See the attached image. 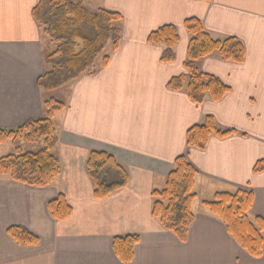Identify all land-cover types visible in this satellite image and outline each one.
Returning a JSON list of instances; mask_svg holds the SVG:
<instances>
[{
	"label": "crops",
	"instance_id": "crops-1",
	"mask_svg": "<svg viewBox=\"0 0 264 264\" xmlns=\"http://www.w3.org/2000/svg\"><path fill=\"white\" fill-rule=\"evenodd\" d=\"M38 1L0 0V129L42 118L45 99L64 102L65 110L53 119L59 141L52 153L61 174L51 186L35 188L0 173V264H123L113 242L125 236L139 238L130 264H264V251L260 258L249 255L204 205L218 193L249 190L251 215L264 220V172L253 173L264 160V0H83L90 13L122 15L121 45L107 67L48 94L38 79L52 45L33 17ZM190 18L217 38L240 39L246 48L243 64L218 57L198 63L231 89L221 102L200 107L186 91L167 87L188 74L184 23ZM165 25L177 27L180 36L169 64L161 61L163 48L148 43ZM206 116L237 134L212 137L203 151L188 147V130ZM92 151L113 155L129 173L128 186L104 200L94 197L87 173ZM182 155L197 171L195 222L185 243L152 216L153 192L165 188ZM60 194L73 213L57 222L47 206ZM13 226L26 228L40 244L18 246L7 234Z\"/></svg>",
	"mask_w": 264,
	"mask_h": 264
},
{
	"label": "trees",
	"instance_id": "trees-1",
	"mask_svg": "<svg viewBox=\"0 0 264 264\" xmlns=\"http://www.w3.org/2000/svg\"><path fill=\"white\" fill-rule=\"evenodd\" d=\"M210 3L213 0H191ZM33 17L43 29L54 49L45 52L44 70L38 79L39 89L45 93L57 91L81 78L95 75L108 66L111 53L116 52L122 40L121 14L107 10L88 12L83 0H39ZM184 27L190 41L184 66L186 76L176 77L168 83V89L186 91L189 99L198 107L210 100L221 102L231 91L220 79L203 73L198 63L208 57L243 64L246 59L244 43L235 37L217 38L210 34L196 18L185 21ZM180 42L177 27L165 25L153 31L148 43L163 48L161 61L173 63L175 48ZM109 54H105L107 47ZM100 60V64H98ZM44 116L30 120L16 129H0V145L11 142L15 153L0 158V173L13 182L35 188L51 186L61 174L59 159L52 153L59 141L54 117L66 108L64 102L54 98L43 102ZM237 133L223 129L212 116H206L201 124L191 127L186 136L187 146L205 150L212 137L226 139ZM42 144L36 152H23L21 144ZM87 173L94 187V197L104 200L123 190L129 184L128 170L117 159L103 151L90 152ZM264 172V160L253 168L255 175ZM197 171L185 155L179 156L168 175L165 188L153 192L152 216L162 227L185 243L195 222L193 203L197 198L195 183ZM254 195L252 191L239 189L233 193L215 195L204 202L211 215L225 223L231 237L253 258H260L264 251V220L251 215ZM51 217L62 222L73 213L64 195L60 194L48 203ZM9 238L18 246L36 247L40 239L20 226L8 228ZM137 236L117 237L113 250L119 261L130 264L135 257Z\"/></svg>",
	"mask_w": 264,
	"mask_h": 264
},
{
	"label": "rangeland",
	"instance_id": "rangeland-1",
	"mask_svg": "<svg viewBox=\"0 0 264 264\" xmlns=\"http://www.w3.org/2000/svg\"><path fill=\"white\" fill-rule=\"evenodd\" d=\"M54 48H55L54 45H52V50ZM110 48H111L110 46L107 48L105 54H109L110 53ZM98 63H100V60H99ZM21 146L24 149L23 150L24 152L29 151V150L26 149L25 146H29L30 148H32L33 150L35 149L36 151L43 147L42 144L34 145V144L27 143V142H24L23 144H21ZM14 153H15V147L11 143H8L4 147H0V157H4V156H7L9 154H14Z\"/></svg>",
	"mask_w": 264,
	"mask_h": 264
}]
</instances>
